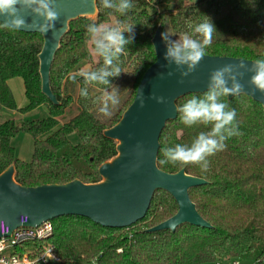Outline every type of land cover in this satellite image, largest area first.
<instances>
[{
  "label": "trees",
  "instance_id": "obj_1",
  "mask_svg": "<svg viewBox=\"0 0 264 264\" xmlns=\"http://www.w3.org/2000/svg\"><path fill=\"white\" fill-rule=\"evenodd\" d=\"M97 8V20L86 16L72 20L61 41L50 74L58 103L42 91L43 36L0 28V109L21 115L43 108L47 114L29 121H0V174L14 165V179L22 186L103 180L100 167L118 154L117 142L104 131L118 123L133 103L141 78L155 63L152 39L158 27L176 39L191 33L189 24L209 18L216 31L206 55L264 58V0H133L126 13L105 9L97 0ZM91 22L133 27L134 38L119 58L120 75L109 78L110 84H86L77 76L78 88L67 95L66 80L85 64L90 65L88 70L104 67L86 34ZM14 78L25 84L28 101L21 108L9 83ZM116 87L119 103L104 116L99 112L104 91ZM81 89L87 90V97L80 95ZM203 93L185 95L177 105ZM221 99L235 109L239 135L227 138L222 151L207 157V171L198 164L160 162L164 148L190 145L200 132L210 131L211 125L202 123L186 126L179 113L167 122L157 157L164 172L185 170L207 181L191 188L190 197L211 227L186 224L175 231H149L179 210L170 193L157 190L146 216L129 227H103L74 214L52 220L51 243L61 259L52 264H264V107L248 94ZM22 132L33 141L28 159H21L13 144Z\"/></svg>",
  "mask_w": 264,
  "mask_h": 264
},
{
  "label": "water",
  "instance_id": "obj_2",
  "mask_svg": "<svg viewBox=\"0 0 264 264\" xmlns=\"http://www.w3.org/2000/svg\"><path fill=\"white\" fill-rule=\"evenodd\" d=\"M56 6L59 20L55 29L47 32L21 30L40 33L44 38L39 54L42 91L54 103H58V99L51 89L52 63L67 34L69 23L83 16L93 20L98 18L97 0L95 4L93 0H56ZM161 33L163 31L158 27L152 39L156 61L141 78L133 103L117 124L104 131L107 137L117 142L118 154L100 167L99 173L103 180L85 184L76 179L65 184L28 187L14 179L16 170L12 165L0 174V221L13 230L22 225L24 216L28 218L24 226H33L44 220L74 214L103 227H129L146 216L154 194L161 190L175 198L179 210L149 231H175L186 224L211 227L201 217L190 197L191 188L207 181L187 174L185 170L176 173L161 170L157 159L161 147L159 139L167 122L178 117L177 101L185 95L207 91L211 71L226 64L244 63L250 66L254 60L205 55L192 73L181 77L176 66L169 65L164 59L166 47ZM169 72L173 74L168 75ZM250 75L246 72L240 80L244 89L239 95L248 94L264 107V93L253 91L248 83ZM153 96H163L167 103H157ZM232 97L229 96L230 99ZM141 99L144 100L143 107Z\"/></svg>",
  "mask_w": 264,
  "mask_h": 264
},
{
  "label": "clouds",
  "instance_id": "obj_3",
  "mask_svg": "<svg viewBox=\"0 0 264 264\" xmlns=\"http://www.w3.org/2000/svg\"><path fill=\"white\" fill-rule=\"evenodd\" d=\"M95 4V0H93ZM103 8H111L118 13H126L133 7V0H100ZM59 12L56 0H0V28L13 30L34 29L49 31L56 28ZM191 33H181L172 39L167 31L161 33L166 51L164 59L174 64L180 71L181 77L192 73L206 55V49L212 43L213 33L216 31L209 18L189 24ZM125 33L128 35L126 36ZM86 34L94 47V51L103 58L104 67L98 71L81 68L71 78L83 77L86 84L98 82L110 84L109 78L118 77L121 73L119 58L125 47L132 43L134 38L133 27L122 29L119 25L111 26L103 23L91 22L86 25ZM251 73L248 83L253 91L264 93V58L255 59L250 66L226 64L216 68L209 74L208 88L201 96H192L184 103L176 106L180 119L186 126L198 123L211 125L210 131L200 132L188 144H176L174 147L162 150L164 159L161 163L198 164L203 171H207L209 162L207 157L222 151L225 140L239 135L235 122L236 111L222 101V97L239 95L244 85L240 82L245 73ZM173 73L169 72L168 75ZM183 80H181V83ZM119 89L109 91L105 89L99 112L104 116L111 115L110 106L119 103ZM82 97H87L86 89L80 90ZM157 103L166 104L163 96H153ZM144 100L141 99V107Z\"/></svg>",
  "mask_w": 264,
  "mask_h": 264
},
{
  "label": "built area",
  "instance_id": "obj_4",
  "mask_svg": "<svg viewBox=\"0 0 264 264\" xmlns=\"http://www.w3.org/2000/svg\"><path fill=\"white\" fill-rule=\"evenodd\" d=\"M27 219V216L22 217V225L13 230L4 221H0V264H52L60 261L51 243L55 229L52 220L24 226ZM12 248L17 250L12 252ZM218 264L240 263L232 261Z\"/></svg>",
  "mask_w": 264,
  "mask_h": 264
},
{
  "label": "rangeland",
  "instance_id": "obj_5",
  "mask_svg": "<svg viewBox=\"0 0 264 264\" xmlns=\"http://www.w3.org/2000/svg\"><path fill=\"white\" fill-rule=\"evenodd\" d=\"M195 1V0H192ZM82 68H84V70H88L90 68L89 64H85ZM78 72V71H77ZM19 79V78H17ZM75 83V84H74ZM76 88H78V83L71 79L69 80V83L66 82L64 91L67 95H73L76 91ZM20 91H21V86H20ZM15 96L18 98L19 97V91L17 89H15L14 91ZM22 94V93H21ZM23 95V94H22ZM26 105V104H24ZM47 116L46 114V110H44L43 108H37V110H34L32 112H29L27 114H16V112L8 110V109H0V121H5V119H10V118H15L18 122H22V121H29V120H35L38 118H42ZM74 140L77 141L76 137H74ZM32 137L25 133L22 132V134H20L19 136H17L16 138L13 139V144L15 147H17V154L21 159H28L29 156L32 153ZM105 181V179H104ZM103 181V183H104ZM208 264H215V263H208Z\"/></svg>",
  "mask_w": 264,
  "mask_h": 264
},
{
  "label": "crops",
  "instance_id": "obj_6",
  "mask_svg": "<svg viewBox=\"0 0 264 264\" xmlns=\"http://www.w3.org/2000/svg\"><path fill=\"white\" fill-rule=\"evenodd\" d=\"M71 79L72 78L69 77V79L66 80V82L69 83V80H71ZM75 81H76V79H75ZM9 83H10L11 89L13 91L14 97L17 101V105L19 108H21L22 106H24V104H27V101H28L26 96H25V84L21 78L20 79H17V78L11 79V80H9ZM20 86H21V91H20ZM15 89H17L19 91V97L18 98L15 96V93H14Z\"/></svg>",
  "mask_w": 264,
  "mask_h": 264
}]
</instances>
